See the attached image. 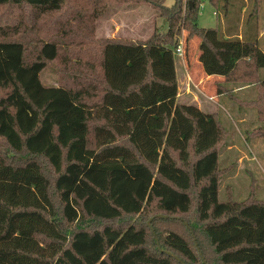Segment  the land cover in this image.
<instances>
[{"label":"trees","instance_id":"1","mask_svg":"<svg viewBox=\"0 0 264 264\" xmlns=\"http://www.w3.org/2000/svg\"><path fill=\"white\" fill-rule=\"evenodd\" d=\"M209 1L214 27L199 24V0H90L89 11L85 0H0L15 20L0 19V264H264V199L254 189L220 199L225 129L179 100L176 71L178 46L188 67L199 39L205 74L223 77L218 95L255 89L242 103L264 135L262 0ZM114 3L149 4L168 27L147 40L88 33L97 52L80 67L73 21ZM68 7L71 21L39 39L31 59L18 38L22 9L41 31L44 16ZM59 58V83H45ZM145 213L167 226H141L133 217Z\"/></svg>","mask_w":264,"mask_h":264},{"label":"rangeland","instance_id":"2","mask_svg":"<svg viewBox=\"0 0 264 264\" xmlns=\"http://www.w3.org/2000/svg\"><path fill=\"white\" fill-rule=\"evenodd\" d=\"M176 0H165L167 6H172ZM250 1V0H249ZM201 6L199 11V24L204 27L216 26L217 15L215 7L209 0H199ZM92 2L85 0L84 7L91 10ZM71 8L68 7L61 11L52 12L43 17L44 26L41 31H31L29 29V9L24 10L25 23L20 30L19 37H22L28 47V56L34 58L35 46L39 39H49L51 35L56 33L59 24L68 23L73 18ZM246 10V7L243 9ZM8 8L0 9V19L2 23L15 22L10 17L7 18ZM259 27L262 30L261 43L264 48V0L260 5ZM19 12L18 9L14 10ZM3 15V16H2ZM76 25L77 34L80 37L75 43H70L72 52L78 53L80 56V67L83 58L92 56L94 53L93 43L87 42L88 33H92L94 39L98 38H119V39H135L147 40L155 32H165L168 23L165 18L159 17L158 10L149 4H111L109 12L98 19H85L84 24L73 21ZM90 24V25H89ZM88 25V28H87ZM93 28V29H92ZM84 32V33H83ZM190 54L188 57L197 55V44L195 41L190 43ZM180 57H178L179 62ZM61 59L51 63L42 73V80L47 84H57L61 77L57 73L60 67ZM73 63V62H71ZM181 63V61L179 62ZM57 66V68H56ZM180 81L185 78L182 66L177 67ZM264 77V68L262 74ZM190 87H186V79L181 84L180 101L183 103H193L194 100L200 101L202 110L209 113H216L220 122L225 129L226 138L220 145V164L225 169L220 187V199H235L242 201L246 199L252 190H256V196L264 199V135L256 130L262 122H260L257 110L254 107L246 106L243 100H249L256 96L255 89L251 86L238 92L224 93L222 96L217 92V79H206L200 69L193 66L191 73ZM262 77V78H263ZM184 84V86H183ZM4 90L0 89V96ZM203 95V97L201 96ZM213 96H216L212 98ZM194 104V103H193ZM197 105V104H196ZM1 142V140H0ZM141 226H148L152 231L155 229L165 228L166 223L153 222L148 214L134 215ZM174 224L171 228H175ZM151 242V240H150Z\"/></svg>","mask_w":264,"mask_h":264},{"label":"crops","instance_id":"3","mask_svg":"<svg viewBox=\"0 0 264 264\" xmlns=\"http://www.w3.org/2000/svg\"><path fill=\"white\" fill-rule=\"evenodd\" d=\"M262 30H260V33H259V40H260V43H261V37H262V32H261ZM195 42H196V44H198L199 43V39H196L195 40ZM261 45V47L263 48V46H262V43L260 44ZM263 50H264V48H263ZM196 55H197V57H196V59L195 60H193V58H190V64H188V67H187V65L185 64V61H184V59L179 55V57H180V60H179V62L181 61V63H179V62H177L178 61V59H177V61H176V71H177V67H178V65L180 64V66H182V70H183V72H184V75H185V78H183V80L182 81H180V79H179V76H178V72H177V77H178V81H179V100H180V96L182 95V92H181V89H182V87H181V84L183 83V81L186 79V87L187 88H189L190 87V82L189 81H191V73H192V68H193V66L195 67V68H198V69H200L201 70V72L203 73V75H204V77L206 78V79H217V81H221V80H223V77L222 76H220V75H211V76H209V75H207V74H205V72H204V70H203V67H202V64H201V62L199 61V52H196ZM263 70V69H262ZM262 70H261V74H262ZM263 77V76H262ZM263 79H264V77H263ZM183 86H184V84H183ZM250 86H243V87H234V92H238V91H241V90H243V89H246V88H249ZM217 93V92H216ZM223 95V94H222ZM222 95H220V96H222ZM202 97H203V95H201ZM214 97H216V96H213L212 98H214ZM183 103V102H182ZM193 103L194 104H197L200 108H202V105H200V101H196V100H194L193 101Z\"/></svg>","mask_w":264,"mask_h":264},{"label":"built area","instance_id":"4","mask_svg":"<svg viewBox=\"0 0 264 264\" xmlns=\"http://www.w3.org/2000/svg\"><path fill=\"white\" fill-rule=\"evenodd\" d=\"M201 8H203V6H201ZM177 53L178 55H182V45H179L178 48H177Z\"/></svg>","mask_w":264,"mask_h":264}]
</instances>
